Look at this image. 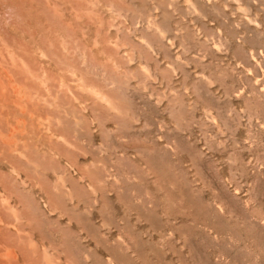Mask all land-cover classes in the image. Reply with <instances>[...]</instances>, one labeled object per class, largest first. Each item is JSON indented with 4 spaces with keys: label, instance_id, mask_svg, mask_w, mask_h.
<instances>
[{
    "label": "rangeland",
    "instance_id": "374dc122",
    "mask_svg": "<svg viewBox=\"0 0 264 264\" xmlns=\"http://www.w3.org/2000/svg\"><path fill=\"white\" fill-rule=\"evenodd\" d=\"M0 16L3 169L50 192L60 264H264V0Z\"/></svg>",
    "mask_w": 264,
    "mask_h": 264
},
{
    "label": "bare ground",
    "instance_id": "6f19581e",
    "mask_svg": "<svg viewBox=\"0 0 264 264\" xmlns=\"http://www.w3.org/2000/svg\"><path fill=\"white\" fill-rule=\"evenodd\" d=\"M0 29L2 28L0 27ZM3 132L0 130V147H2L0 148V264H60L58 261H65V256L63 257L64 260L59 258V252L57 253L55 249H58L60 245L54 249L56 245L53 247L52 244H56L53 242L55 240L50 239L53 233V228H51L53 203L51 197H49L50 192L43 187L42 193L37 194L32 190V187H30L32 189H25L28 184L25 188L18 184V180L14 176L18 175L19 168H17V172L16 168H13L14 166L16 167L13 163L14 166L12 171L10 170L11 173L3 169L4 145L7 143V137ZM18 132L20 131L16 123L11 128V134L15 135ZM13 144L16 147L17 141H13ZM16 149L18 148H15V157L18 158L20 154ZM17 158L15 159L18 160ZM7 183H9L10 187ZM23 183L25 185L24 181ZM24 190L26 191L25 195H23ZM66 248V252H61L63 255L68 254V249ZM60 249H62V246ZM68 259V255H66L67 261L65 263H68Z\"/></svg>",
    "mask_w": 264,
    "mask_h": 264
}]
</instances>
